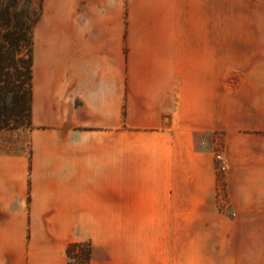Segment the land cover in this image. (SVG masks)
I'll return each instance as SVG.
<instances>
[{"label": "crops", "instance_id": "obj_1", "mask_svg": "<svg viewBox=\"0 0 264 264\" xmlns=\"http://www.w3.org/2000/svg\"><path fill=\"white\" fill-rule=\"evenodd\" d=\"M34 38L0 264H264V0H44Z\"/></svg>", "mask_w": 264, "mask_h": 264}, {"label": "trees", "instance_id": "obj_2", "mask_svg": "<svg viewBox=\"0 0 264 264\" xmlns=\"http://www.w3.org/2000/svg\"><path fill=\"white\" fill-rule=\"evenodd\" d=\"M43 3L0 0V130L32 127L34 36ZM67 254L69 264H91L92 243H70Z\"/></svg>", "mask_w": 264, "mask_h": 264}, {"label": "built area", "instance_id": "obj_3", "mask_svg": "<svg viewBox=\"0 0 264 264\" xmlns=\"http://www.w3.org/2000/svg\"><path fill=\"white\" fill-rule=\"evenodd\" d=\"M216 168L221 175H225L229 169L228 162L221 151L215 154Z\"/></svg>", "mask_w": 264, "mask_h": 264}, {"label": "rangeland", "instance_id": "obj_4", "mask_svg": "<svg viewBox=\"0 0 264 264\" xmlns=\"http://www.w3.org/2000/svg\"><path fill=\"white\" fill-rule=\"evenodd\" d=\"M19 56H21V55H19ZM188 260H189L188 264H196V253L194 251H190L189 252Z\"/></svg>", "mask_w": 264, "mask_h": 264}]
</instances>
